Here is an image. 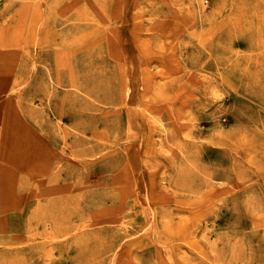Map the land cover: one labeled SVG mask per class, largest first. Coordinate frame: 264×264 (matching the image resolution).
<instances>
[{
    "label": "rangeland",
    "instance_id": "rangeland-1",
    "mask_svg": "<svg viewBox=\"0 0 264 264\" xmlns=\"http://www.w3.org/2000/svg\"><path fill=\"white\" fill-rule=\"evenodd\" d=\"M29 244L264 264V0H0V264Z\"/></svg>",
    "mask_w": 264,
    "mask_h": 264
},
{
    "label": "bare ground",
    "instance_id": "bare-ground-1",
    "mask_svg": "<svg viewBox=\"0 0 264 264\" xmlns=\"http://www.w3.org/2000/svg\"><path fill=\"white\" fill-rule=\"evenodd\" d=\"M6 40V39H5ZM12 41V40H11ZM2 44V43H1ZM8 54V53H7ZM4 65V64H3ZM18 100H19V96H18ZM18 102V101H17ZM21 155V154H20ZM21 160H22V158H21ZM24 160V159H23ZM52 200H48V201H46V206L44 205V204H41L40 206H38L40 209L43 207V205L46 207V210H44V211H47V210H49V209H51L50 211H49V213L48 214H46V215H44L45 216V218H43V220L42 221H46V220H48V218L49 217H52L51 216V213H52V209H53V205H52ZM36 205V204H35ZM9 207V206H8ZM36 208V207H35ZM35 212H36V209L35 210H33L32 211V215H31V217H30V224L32 223V222H34L35 221V216H34V214H35ZM31 234V233H30ZM35 235V234H34ZM40 236L42 237V236H44V237H48V235L47 234H44V233H41L40 234ZM33 237H35V236H33ZM43 237V238H44ZM39 238V237H38ZM24 239V238H23ZM28 244V243H27ZM75 245V244H74ZM71 246H72V244H71ZM39 247L37 248V245L36 244H29V245H27V247H26V249H18V250H15V251H11V252H9V251H4V253H2V255H4V254H7V253H11V255H14V257H11V259L10 258H5V262H4V264H7V262H8V264H19V262H18V256H15V255H24L25 257L24 258H19V260L20 261H22V264H39L38 262H36V260H35V254H36V252H37V250L39 251ZM75 250V252L69 257V254L65 257L67 260L70 258V259H73L74 260V262L75 263H78L79 261H80V259H81V255H82V251H80V250H77V249H74ZM27 256V257H26ZM22 259V260H21ZM24 261V262H23ZM31 261V262H30Z\"/></svg>",
    "mask_w": 264,
    "mask_h": 264
}]
</instances>
